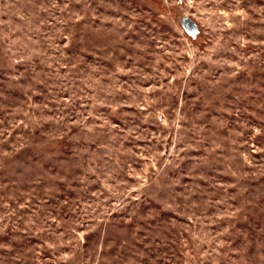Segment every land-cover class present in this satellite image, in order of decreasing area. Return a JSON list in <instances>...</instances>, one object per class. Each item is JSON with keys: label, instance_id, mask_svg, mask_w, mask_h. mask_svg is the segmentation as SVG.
I'll return each mask as SVG.
<instances>
[{"label": "rangeland", "instance_id": "obj_1", "mask_svg": "<svg viewBox=\"0 0 264 264\" xmlns=\"http://www.w3.org/2000/svg\"><path fill=\"white\" fill-rule=\"evenodd\" d=\"M0 264H264V0H0Z\"/></svg>", "mask_w": 264, "mask_h": 264}, {"label": "water", "instance_id": "obj_2", "mask_svg": "<svg viewBox=\"0 0 264 264\" xmlns=\"http://www.w3.org/2000/svg\"><path fill=\"white\" fill-rule=\"evenodd\" d=\"M189 25L191 26V24L189 23Z\"/></svg>", "mask_w": 264, "mask_h": 264}]
</instances>
